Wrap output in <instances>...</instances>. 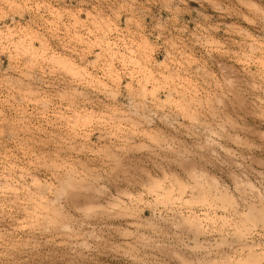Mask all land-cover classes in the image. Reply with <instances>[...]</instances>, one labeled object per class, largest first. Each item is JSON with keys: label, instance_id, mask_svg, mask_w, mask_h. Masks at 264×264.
Instances as JSON below:
<instances>
[{"label": "rangeland", "instance_id": "rangeland-1", "mask_svg": "<svg viewBox=\"0 0 264 264\" xmlns=\"http://www.w3.org/2000/svg\"><path fill=\"white\" fill-rule=\"evenodd\" d=\"M0 264H264V0H0Z\"/></svg>", "mask_w": 264, "mask_h": 264}]
</instances>
